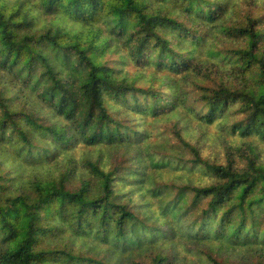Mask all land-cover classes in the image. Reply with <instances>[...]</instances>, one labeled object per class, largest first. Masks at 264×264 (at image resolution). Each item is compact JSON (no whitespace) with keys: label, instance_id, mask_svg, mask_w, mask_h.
I'll return each instance as SVG.
<instances>
[{"label":"trees","instance_id":"trees-1","mask_svg":"<svg viewBox=\"0 0 264 264\" xmlns=\"http://www.w3.org/2000/svg\"><path fill=\"white\" fill-rule=\"evenodd\" d=\"M0 264H264V0H0Z\"/></svg>","mask_w":264,"mask_h":264},{"label":"rangeland","instance_id":"rangeland-1","mask_svg":"<svg viewBox=\"0 0 264 264\" xmlns=\"http://www.w3.org/2000/svg\"><path fill=\"white\" fill-rule=\"evenodd\" d=\"M107 58L111 60V59H114L115 56H114V55H109ZM126 70H127L130 74H133V73L135 72V70H134V68H133L132 66H130V67H126ZM207 131H208L211 135H215V134L218 133L219 129H218V126H217V125H214V126H210V127L207 129ZM213 151H215V150L212 149V148H211V149H208V150L206 151V155L212 153Z\"/></svg>","mask_w":264,"mask_h":264}]
</instances>
